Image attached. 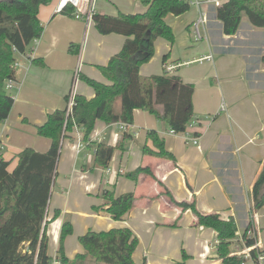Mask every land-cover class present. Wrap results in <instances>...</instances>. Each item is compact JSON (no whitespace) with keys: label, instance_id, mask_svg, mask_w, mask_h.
Wrapping results in <instances>:
<instances>
[{"label":"crops","instance_id":"0c3cea01","mask_svg":"<svg viewBox=\"0 0 264 264\" xmlns=\"http://www.w3.org/2000/svg\"><path fill=\"white\" fill-rule=\"evenodd\" d=\"M59 3L53 0L40 8L42 36L32 50L17 56L20 66L9 91L14 104L0 125L2 157L10 162V171L23 150L45 153L50 149L52 140L39 136L37 126L44 124L50 113L64 109L71 93L94 98V89L81 76L110 84L99 67L106 66L126 41L123 35L101 34L94 22L87 24L58 11ZM194 10L191 19H183L189 11L168 15L175 40L180 36L179 43L157 39L154 57L140 67V74L149 77L164 74L166 66H177L173 75L194 85L191 124L176 134L149 112L135 110L134 123L126 130L130 137L123 141V150L115 151L110 172L93 169L95 144L116 146L123 134L117 123L107 125L98 120L90 146L85 143L80 147L84 145L80 127L64 133L46 212L51 258L57 256L63 223L70 221L73 233L64 243L70 260L85 252L79 238L88 231L129 228L138 238L133 254L136 264H175L183 253L189 256L186 264H224L218 257L217 233L197 226L194 214L178 205L193 200L201 212L235 220L238 232L230 247L232 254L243 249L239 240L250 223L256 244L264 248V207L253 216L251 213L253 186L264 164V28L253 26L242 16L237 33L226 36L216 11L206 8L207 39L197 41L190 32L198 18ZM144 11L140 0L98 2V12L111 16ZM182 25L186 30L178 31ZM149 130L157 132L176 162L143 154L145 145L154 148L147 137ZM139 168H148L152 176L129 177ZM103 190L112 191L115 197L135 195L134 207L122 220L94 211L105 204ZM77 264L99 263L88 259Z\"/></svg>","mask_w":264,"mask_h":264},{"label":"trees","instance_id":"16d2710c","mask_svg":"<svg viewBox=\"0 0 264 264\" xmlns=\"http://www.w3.org/2000/svg\"><path fill=\"white\" fill-rule=\"evenodd\" d=\"M53 0H0V125L9 117L14 97L6 89L9 80H15L13 64L17 54H25L35 39H40L44 26L39 20L42 6ZM145 8L143 13L117 16L97 12L94 16L96 29L104 35L119 34L126 37L121 51L114 55L104 67H99L110 84H104L86 76L82 80L95 91L92 99L75 96L72 115L67 117V109H57L50 113L44 124L37 126V134L52 140L45 153L31 148L18 155L16 167L10 171V162L0 156V264H51L48 255L46 212L52 185L57 171L64 133L74 126L84 131V143L90 146L91 134L98 120L107 125L134 123V111L144 110L164 121L176 134L187 130L194 118V85L185 83L181 77L169 75L142 76L140 67L155 55V42L162 38L171 45L175 42L168 15L181 16L191 7L180 0H140ZM74 9L66 7L62 13L73 16ZM243 14L251 24L264 28V0H229L216 10V17L222 22L226 36L235 35L241 25ZM74 46L70 47V51ZM73 52V51H72ZM169 54L164 56L167 61ZM264 65V57L262 58ZM69 97L66 98L68 102ZM123 132L116 146L101 142L95 144L93 169H107L116 150H123V141L128 139ZM147 137L154 148L145 145L143 154L176 162L175 156L166 149L165 142L155 130H149ZM150 174L148 168H139L129 177L137 179L142 174ZM105 204L94 208L119 221L134 207L135 195L126 193L115 197L110 190H103ZM254 211L264 207V164L253 186ZM178 205L190 210L196 225L211 228L217 233L218 257L224 264H243L245 259L232 255L230 247L237 239L238 228L234 219L222 220L216 213L201 212L196 200ZM56 217L59 213H56ZM253 230L250 223L243 234L245 246L251 247L255 239L250 238ZM73 226L65 221L59 237L57 256L61 264H77L88 259L99 264H136L133 259L138 246V238L129 228H114L107 231H88L79 238L84 253L73 260L65 255V239L72 235ZM253 257L257 251L252 252ZM189 256L183 253L181 261L186 264ZM145 264V263H144Z\"/></svg>","mask_w":264,"mask_h":264},{"label":"built area","instance_id":"2783aa9c","mask_svg":"<svg viewBox=\"0 0 264 264\" xmlns=\"http://www.w3.org/2000/svg\"><path fill=\"white\" fill-rule=\"evenodd\" d=\"M180 1L187 2L191 8H194L198 11V18L193 23V29H194L196 40L201 41V40L207 39V35L204 34V27L208 23V12L205 9L209 8V9H213L216 11L219 7L223 6L229 0H180ZM98 2L99 0H60L58 11L62 12L66 7L71 6L74 9L73 17L75 19L81 20L87 24H90L94 22L93 21L94 16L98 12ZM38 40L39 39H35L33 41L32 47L35 45V43ZM32 47H31V50H32ZM14 52L17 54V56L21 55L15 49H14ZM208 59H211V57H208ZM19 66L20 64L18 60H16L13 64V69L16 71V69ZM176 68H177L176 65L166 66L165 72L169 75H173ZM13 87H14V80L11 79L7 82L6 89L10 91L13 89ZM75 96L76 95L74 94V92L69 95V99L66 105L67 117L72 115L73 106L75 104ZM117 125L119 127V130L122 131V133L125 132L129 127V125L125 123H118ZM172 133L174 132L172 131ZM0 137H1V132H0ZM118 137H119V134L116 133L114 135L115 140H117ZM192 141L194 142V144L198 143L197 138H194ZM84 146H85V143L84 145H80V147H84ZM1 155H2V147L0 145V156ZM108 172H110L109 169H108ZM248 234L250 238L252 237L255 239L256 232L254 229L250 231ZM239 241L243 245V249L241 250L237 249V251L233 253L232 255L243 257L245 259V262H243V264H264V248L259 246V244H256V239H255V244L251 247L245 246L243 236ZM254 250L257 251L256 257H253L252 255V252ZM51 264H61L60 258H58V256H55L54 258H52Z\"/></svg>","mask_w":264,"mask_h":264},{"label":"rangeland","instance_id":"374dc122","mask_svg":"<svg viewBox=\"0 0 264 264\" xmlns=\"http://www.w3.org/2000/svg\"><path fill=\"white\" fill-rule=\"evenodd\" d=\"M195 10L194 9H190L189 10V13H188V15H185L184 17H183V19H186L187 17H189L190 19L192 18V17H194L195 16ZM243 18H245L246 20H247V15H245V14H243ZM182 24V23H181ZM244 26V25H243ZM191 28V35H192V37H194V39H195V34H194V29L192 28V27H190ZM186 30V26L185 27H183V25H182V27H181V29L179 30L178 29V31H185ZM177 30H176V28H175V32H176ZM194 34V35H193ZM178 37V36H177ZM179 41H180V36H179V38H177V41L175 40V44L176 43H179ZM181 42H182V40H181ZM108 169V168H107ZM102 196V195H101ZM102 198H103V196H102ZM104 199V198H103ZM105 200V199H104ZM262 232H264V229H262L261 230ZM231 251V250H230Z\"/></svg>","mask_w":264,"mask_h":264}]
</instances>
